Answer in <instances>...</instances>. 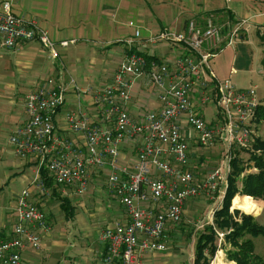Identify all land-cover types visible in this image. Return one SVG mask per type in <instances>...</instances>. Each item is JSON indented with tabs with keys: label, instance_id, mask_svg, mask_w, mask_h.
Returning <instances> with one entry per match:
<instances>
[{
	"label": "built area",
	"instance_id": "1",
	"mask_svg": "<svg viewBox=\"0 0 264 264\" xmlns=\"http://www.w3.org/2000/svg\"><path fill=\"white\" fill-rule=\"evenodd\" d=\"M130 25L136 26L134 21ZM243 25L240 21L232 28L229 44L241 36ZM135 36H141L139 28ZM0 37L7 48H19L37 40L53 60L70 43L56 42L34 20L16 14L10 1L0 2ZM165 39L183 43L187 52L172 62H154L149 66L147 57L132 49L122 71L97 97L104 114L102 123L93 124L77 114L68 115L71 129L84 133L85 144L63 138L58 132L55 118L68 90L55 78H48L25 95L26 119L10 137L18 157L35 160L39 194L46 198L52 196V190L42 178L43 168L64 193L72 188L81 195L88 191L90 169L109 165L108 186L125 206L127 218L101 232V239L108 244V264H144V254L167 250L170 225L181 223L187 201L203 192L215 194L222 185L227 187L236 149L253 148L256 139L255 116L262 104L257 88H241L230 78L220 79L211 66V58L219 54L224 41L223 28L213 16L205 26L192 19L185 31L166 29L149 37L152 43ZM128 42L133 44L135 40ZM144 74L159 91L161 109L149 111L136 121L127 103L132 97L133 79ZM197 84L202 103L214 100L221 110V125L213 126L195 107L192 93ZM183 119L197 133L201 146L214 148L221 143L225 151L220 165L201 182L190 161ZM136 135L143 136L136 161L133 166L121 164L120 143ZM30 196V190L25 188L18 197L13 234L0 239V264H23V252L40 247L42 238L37 230L51 229L46 211ZM217 208L211 212L210 223ZM217 233L223 241L225 234Z\"/></svg>",
	"mask_w": 264,
	"mask_h": 264
},
{
	"label": "crops",
	"instance_id": "2",
	"mask_svg": "<svg viewBox=\"0 0 264 264\" xmlns=\"http://www.w3.org/2000/svg\"><path fill=\"white\" fill-rule=\"evenodd\" d=\"M3 1H10L16 14L34 20L56 42L69 40L70 43L61 48L60 57L53 60L49 51L37 40L26 42L19 48H7L0 37V165L2 161L6 174L4 180L0 177V239L10 237L15 225L14 222L10 226L7 222L9 217L1 213L8 212L7 206H10L17 219V200L22 193L15 196V200L11 198L10 202H6L5 188L20 181L24 189L30 190L31 200L46 211L51 225L50 230H37L42 238L40 247L25 250L23 264H46L48 260L52 261L50 264H108V244L101 239V232L127 218L125 206L108 186L110 167L95 166L90 169L89 188L85 194H77L72 188L64 193L54 182L59 194L69 197L75 212L67 217L61 205L60 208L53 207L51 200L59 199L39 194L35 160L18 157L10 142L12 133L26 119L25 95L40 87L48 78L64 83L68 91L55 118L58 132L63 138L85 144L84 133L71 129L68 115L77 114L93 124L103 122L104 114L97 97L122 71L129 52L138 50L147 57L149 66L154 62H172L179 54L187 52V47L175 49L178 42L166 39L152 43L149 37L166 29L185 31L192 19L205 26L210 16L222 26L224 35L221 51L210 60L220 67L219 73L213 69L215 74L223 79L227 70L229 78L237 86L258 88V83L246 80L247 76L240 81L237 70L233 67L229 69V57L236 46V40L229 44V38L236 23L243 21L241 36L244 37L248 28L252 27L259 39V33L264 30V0H0ZM131 21L136 26L130 25ZM136 28L141 31L138 38L135 36ZM128 39L135 42L129 44ZM211 90L214 91V87ZM131 94L127 109L134 120L139 121L147 112L161 109L159 91L147 74L133 79ZM192 95L195 107L205 119L207 114L212 115L210 121L206 119L209 123L213 126L223 123V115L214 100L202 103L200 85L195 86ZM258 97L263 103L259 93ZM182 126L188 137L189 152L194 155L204 147L197 142V133L185 119ZM142 138V135L127 137L120 143L121 164L133 166ZM196 157L202 159V153ZM194 167L195 172L200 173L199 166L194 164ZM93 202L98 204V212L92 210ZM79 208L89 210L90 215L95 217L93 226L82 224L79 220L73 230H58L55 227V217L61 216L59 210H63L65 218L69 219L78 213ZM176 230L175 224L170 225V234ZM171 238L174 240L175 236ZM171 255L173 253L169 249L166 252L156 251L144 254L143 261L144 264H171L167 260Z\"/></svg>",
	"mask_w": 264,
	"mask_h": 264
},
{
	"label": "rangeland",
	"instance_id": "3",
	"mask_svg": "<svg viewBox=\"0 0 264 264\" xmlns=\"http://www.w3.org/2000/svg\"><path fill=\"white\" fill-rule=\"evenodd\" d=\"M235 40H236L235 50L233 49V51H231L228 67L229 69L233 67L237 70L236 73L237 78L240 81H244L243 77L247 76L246 80H253L254 83H258V88H257L258 93L260 97L264 99V57H263L264 55L262 51L264 50V46L261 45L259 39L257 38L256 30L252 27L248 28V30L245 32L244 37L240 36ZM177 46L178 47H176L175 49L185 47V45L181 42H178ZM220 59L222 60L221 57ZM211 62L213 69L215 71L217 70L216 73H219L220 67L219 66L216 67L214 60ZM226 73L227 75L223 79L229 78V72L227 70ZM232 81L234 82L233 79ZM206 119L210 121L212 119V115L207 114ZM254 126L256 129V141L258 139H264V121H262L261 123L255 122ZM252 147L253 148L250 149H240V148L236 149V154H239V156L243 157L244 159L241 160L240 163V166L244 167L243 168L244 171L242 172L243 175L251 171L252 172L258 171V169L253 168L256 166H255V161L252 160V155L253 153L260 154L264 151H262L261 149H256L254 145ZM252 150L253 153L251 152ZM201 153H202V159L196 157L198 154ZM224 153H225L224 148L220 143L217 144L216 148L204 147L203 149H199L198 151H196L194 155L190 154L191 163L193 165L196 164L199 166L200 173H195L199 181L203 180L208 173H210L215 167L220 165ZM158 175H161V173H158ZM5 176L6 174H5L4 165L1 161L0 177L1 179L4 180ZM19 182L20 181L13 183L14 185L10 183V185L5 188L7 193L6 202H10L11 198L15 200L16 199L15 196L19 195L24 189L25 187L23 186L24 184H20ZM238 182L241 188V183L239 180ZM225 190H226L225 185H222L220 186V191L215 194L208 195L206 194V192H203L187 201L182 214L181 223L175 224V228H177V230L174 231L173 234H170V231L168 233L169 235L168 249L172 251L173 255L168 257L167 260H169L171 264H195L194 259H195V245H196L197 232L198 230L203 229V225L210 223L209 221H211L210 220L211 212L213 211L214 208L221 206V203L223 201L220 202L219 200L221 198V195H224ZM244 194L241 193V191L235 193L234 198L231 201V207H230L231 212H233V216L236 217L237 219H241L242 214H249L251 217H253V220L255 222L264 226V203H263L264 200L252 195V197H254L257 200L248 203L240 196ZM245 195H250V194H245ZM258 200H263V202ZM51 202L53 207L60 208L59 200L53 199L51 200ZM97 208H98V204L96 202H93L92 210L94 212H98ZM7 211L8 212L6 213L2 212L1 214L7 215V217H9L7 222H10V226H13V223L16 220L15 212L13 211V208L10 206H7ZM59 212L61 216H56L54 219L55 227L58 230H70V229L73 230L72 228L74 227L75 223L79 220L80 223L91 224V226H93L94 224L93 222L95 221V217L93 215H90L89 210L85 211L82 208H79L77 211L78 213L73 218H69V219L65 218V213L63 212V210L62 211L59 210ZM220 232L224 233L223 230L222 231L220 230ZM172 235L175 236L174 240L173 238H171ZM247 238L253 239L256 254H258L260 257L264 259V233L262 232L258 234L245 233L240 238V240H245ZM223 239L224 240L221 242L218 239V244L220 248L216 253V255L211 259L210 264L233 263L227 257V249H232V247L230 246V244L225 242V237ZM161 252H166V250ZM214 260L215 262H213ZM51 262L52 261L48 260L46 264H50ZM234 263L237 264L236 262Z\"/></svg>",
	"mask_w": 264,
	"mask_h": 264
},
{
	"label": "trees",
	"instance_id": "4",
	"mask_svg": "<svg viewBox=\"0 0 264 264\" xmlns=\"http://www.w3.org/2000/svg\"><path fill=\"white\" fill-rule=\"evenodd\" d=\"M259 40L264 45V30L259 33ZM264 121V102L258 107L255 116V122ZM256 149L264 151V139H258L254 142ZM253 153V150L251 151ZM236 158L232 161V171L228 174V185L226 187L223 202L219 206L213 218V223H207L202 230H198L195 245V264H210L211 259L216 255L218 249V233L224 231L225 242L230 244L232 249H227V257L231 262L237 264H264V259L255 252V246L252 238L240 240L245 234L264 233V226L253 220L249 214H242L241 219H237L231 212V201L236 192L250 195H240L247 202L257 199L252 195L264 200V152L260 154L253 153L252 160L255 161L257 172H249L243 175V166H240L243 157L236 154ZM42 178L46 187L52 190V196H56L60 200L62 209L66 212V216L70 217L74 214V208L70 204L68 196L60 195L57 186L54 185V179L49 176L48 172L43 168L41 170ZM241 183V188L239 182ZM263 200H258L262 201ZM264 203V202H263ZM193 232V231H192Z\"/></svg>",
	"mask_w": 264,
	"mask_h": 264
},
{
	"label": "bare ground",
	"instance_id": "5",
	"mask_svg": "<svg viewBox=\"0 0 264 264\" xmlns=\"http://www.w3.org/2000/svg\"><path fill=\"white\" fill-rule=\"evenodd\" d=\"M223 264H228V263H223ZM229 264H235V263L233 262V263H229Z\"/></svg>",
	"mask_w": 264,
	"mask_h": 264
}]
</instances>
